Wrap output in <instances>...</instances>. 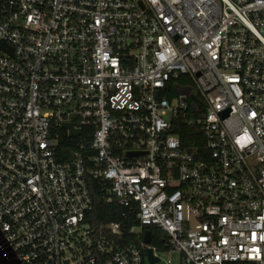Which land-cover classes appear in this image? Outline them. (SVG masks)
<instances>
[{
    "label": "built area",
    "instance_id": "obj_1",
    "mask_svg": "<svg viewBox=\"0 0 264 264\" xmlns=\"http://www.w3.org/2000/svg\"><path fill=\"white\" fill-rule=\"evenodd\" d=\"M2 42L0 230L22 264H264V0H0ZM88 180L139 225L86 223Z\"/></svg>",
    "mask_w": 264,
    "mask_h": 264
},
{
    "label": "trees",
    "instance_id": "obj_2",
    "mask_svg": "<svg viewBox=\"0 0 264 264\" xmlns=\"http://www.w3.org/2000/svg\"><path fill=\"white\" fill-rule=\"evenodd\" d=\"M182 80L184 81L185 79L183 78ZM182 92H186L189 94L190 106L195 107L196 96L192 91L185 90L182 87H177L173 95ZM180 125V128L174 129L173 132L180 137L182 145L184 147L197 145V142L194 139L189 138L188 136V134L191 133L192 129L186 128L182 126V124ZM193 130L198 131V128L195 127L193 128ZM68 141L69 139L67 137H64L59 149V158L62 161H65L67 159V153L70 149V147H68ZM88 187L90 189L93 204L91 211L86 214L85 222L91 225V227L97 228L102 224L121 223L122 230L126 233L131 227L139 225L134 215L130 214L128 209L119 206L116 201H112L110 203L106 201L105 195L102 192L99 183H97L96 181L88 180ZM147 229L151 233L150 245L156 246L160 252L163 251V244L160 240L162 235L158 233L157 230L153 227H148Z\"/></svg>",
    "mask_w": 264,
    "mask_h": 264
},
{
    "label": "water",
    "instance_id": "obj_3",
    "mask_svg": "<svg viewBox=\"0 0 264 264\" xmlns=\"http://www.w3.org/2000/svg\"><path fill=\"white\" fill-rule=\"evenodd\" d=\"M1 47H4L5 44L2 42L0 44ZM63 128L67 129L69 131L70 137H76L78 135V131L74 130L72 128V124H66L63 125ZM144 243L149 244L150 243V234L149 232H146L144 234ZM144 257L146 264H157L159 263V259L152 256V252L150 249L144 250ZM0 264H22L17 256L15 255L14 251L8 244L7 240L5 239L3 233L0 230Z\"/></svg>",
    "mask_w": 264,
    "mask_h": 264
},
{
    "label": "rangeland",
    "instance_id": "obj_4",
    "mask_svg": "<svg viewBox=\"0 0 264 264\" xmlns=\"http://www.w3.org/2000/svg\"><path fill=\"white\" fill-rule=\"evenodd\" d=\"M161 259L166 264H179V255L177 252L162 254Z\"/></svg>",
    "mask_w": 264,
    "mask_h": 264
}]
</instances>
